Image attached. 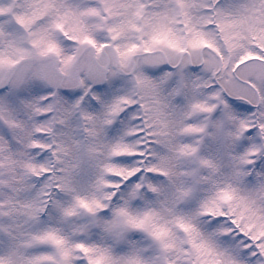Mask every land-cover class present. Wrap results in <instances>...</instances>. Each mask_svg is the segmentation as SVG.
<instances>
[{"label":"snow or ice","instance_id":"snow-or-ice-1","mask_svg":"<svg viewBox=\"0 0 264 264\" xmlns=\"http://www.w3.org/2000/svg\"><path fill=\"white\" fill-rule=\"evenodd\" d=\"M0 264H264V0H0Z\"/></svg>","mask_w":264,"mask_h":264}]
</instances>
